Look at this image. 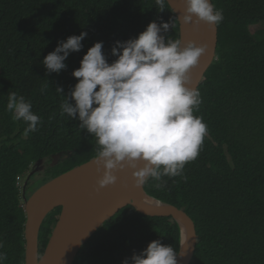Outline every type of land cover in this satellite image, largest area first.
I'll return each instance as SVG.
<instances>
[{
	"label": "trees",
	"instance_id": "1",
	"mask_svg": "<svg viewBox=\"0 0 264 264\" xmlns=\"http://www.w3.org/2000/svg\"><path fill=\"white\" fill-rule=\"evenodd\" d=\"M222 10L216 59L198 89L202 102L194 114L202 117L207 134L199 155L184 175L162 178L164 188L149 178L146 191L184 209L194 220L197 242L190 264H264V0H212ZM174 19L168 35L180 38L172 7L158 12L155 0H0V240L4 264H25L26 211L19 180L40 158L73 150L49 166L54 177L95 157L98 146L79 121L60 115L65 97L56 91L77 83L72 72L97 41L112 62L117 40L137 37L160 18ZM88 33L83 48L69 55L67 68L47 73L44 57L60 40ZM261 35V36H259ZM44 89V91H42ZM23 95L41 118L37 131L6 111L8 94ZM74 102V101H73ZM46 170V171H47ZM33 177V176H32ZM50 177V178H51ZM186 177V178H185ZM46 177L42 182L47 181ZM61 207L52 210L39 234L45 250ZM159 239L178 253L181 230L171 216H150L132 205L121 208L82 246L74 264H122Z\"/></svg>",
	"mask_w": 264,
	"mask_h": 264
},
{
	"label": "clouds",
	"instance_id": "2",
	"mask_svg": "<svg viewBox=\"0 0 264 264\" xmlns=\"http://www.w3.org/2000/svg\"><path fill=\"white\" fill-rule=\"evenodd\" d=\"M169 3L171 0H155L158 12H164ZM183 4V23L212 27L224 19L211 0H183ZM175 27L173 18L164 21L161 17L137 37L115 41L111 54L116 59L112 62L103 52V41L95 42L72 72L77 83L71 87L70 97L64 95L63 87L56 88L65 97L60 115L78 120L79 127L95 138L96 170L102 173L97 191L115 184L117 173L128 168L133 170L137 187L151 178L157 181L155 187L162 189L167 183H161L164 176H183L185 165L199 155L207 126L194 114L202 99L199 89L192 86L191 70L205 47L194 40L172 39L168 33ZM87 35L82 31L60 40L42 61L47 73L66 69L65 61L82 50ZM6 111L27 123L26 132L37 131L42 123L32 103L16 92L8 94ZM177 257L171 245L156 239L122 264H178ZM5 260L7 254L0 251V264Z\"/></svg>",
	"mask_w": 264,
	"mask_h": 264
},
{
	"label": "water",
	"instance_id": "3",
	"mask_svg": "<svg viewBox=\"0 0 264 264\" xmlns=\"http://www.w3.org/2000/svg\"><path fill=\"white\" fill-rule=\"evenodd\" d=\"M169 5L177 14L180 38L185 43L194 40L205 47L198 65L191 70L192 86L198 88L206 71L216 59L218 26L209 27L201 23L197 28L191 23H183V0H171ZM72 154L73 150L53 154L50 164L56 165ZM44 160H37L28 176L42 169ZM132 171L128 168L118 172L119 179L115 184L97 191V178L102 173L97 172L93 157L40 183L29 195L23 194L26 211L25 264H74L85 242L127 205H132L146 215L173 217L181 230L178 264H190L197 242L194 220L177 205L151 196L146 191L145 184L137 187ZM151 199L153 201H149ZM56 207H61L59 218L44 252L40 254L39 234L42 223Z\"/></svg>",
	"mask_w": 264,
	"mask_h": 264
},
{
	"label": "rangeland",
	"instance_id": "4",
	"mask_svg": "<svg viewBox=\"0 0 264 264\" xmlns=\"http://www.w3.org/2000/svg\"><path fill=\"white\" fill-rule=\"evenodd\" d=\"M264 24H258L251 26V30L253 32L260 31L263 28ZM261 36V35H259ZM46 177L50 178V172L49 170L46 171V166H44L42 169H39L34 176L32 177L31 181H35V184L38 185L40 182L42 183V180H44ZM21 185H23V178H21Z\"/></svg>",
	"mask_w": 264,
	"mask_h": 264
},
{
	"label": "flooded vegetation",
	"instance_id": "5",
	"mask_svg": "<svg viewBox=\"0 0 264 264\" xmlns=\"http://www.w3.org/2000/svg\"><path fill=\"white\" fill-rule=\"evenodd\" d=\"M51 161H52V157H51V160L50 161L49 160H46V159L44 160V166H46V170L48 169L49 166H52L50 164ZM60 161H62V160H60ZM29 173L30 172H28V174L23 178V181L24 182H23V185H22L23 194H26V195H29L34 190V188L37 187V185L35 184V181H31L32 176H34L35 173L32 174L31 176H28Z\"/></svg>",
	"mask_w": 264,
	"mask_h": 264
},
{
	"label": "bare ground",
	"instance_id": "6",
	"mask_svg": "<svg viewBox=\"0 0 264 264\" xmlns=\"http://www.w3.org/2000/svg\"><path fill=\"white\" fill-rule=\"evenodd\" d=\"M149 201H153V200L151 199V200H149Z\"/></svg>",
	"mask_w": 264,
	"mask_h": 264
}]
</instances>
